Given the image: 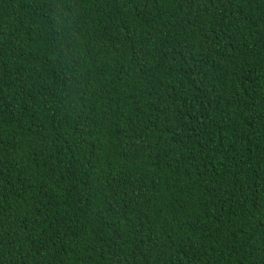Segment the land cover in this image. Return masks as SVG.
<instances>
[{"label": "trees", "instance_id": "1", "mask_svg": "<svg viewBox=\"0 0 264 264\" xmlns=\"http://www.w3.org/2000/svg\"><path fill=\"white\" fill-rule=\"evenodd\" d=\"M0 264H264V0H0Z\"/></svg>", "mask_w": 264, "mask_h": 264}]
</instances>
